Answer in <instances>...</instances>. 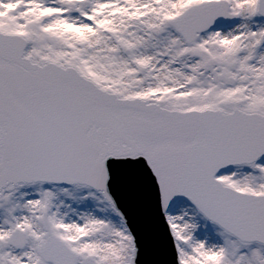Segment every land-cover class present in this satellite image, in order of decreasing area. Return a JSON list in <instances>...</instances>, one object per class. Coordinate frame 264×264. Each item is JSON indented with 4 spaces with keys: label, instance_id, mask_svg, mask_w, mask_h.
<instances>
[{
    "label": "snow or ice",
    "instance_id": "1",
    "mask_svg": "<svg viewBox=\"0 0 264 264\" xmlns=\"http://www.w3.org/2000/svg\"><path fill=\"white\" fill-rule=\"evenodd\" d=\"M0 264H264V0H0Z\"/></svg>",
    "mask_w": 264,
    "mask_h": 264
}]
</instances>
